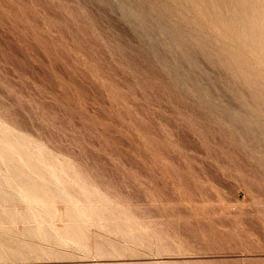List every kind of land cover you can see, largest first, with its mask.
I'll return each mask as SVG.
<instances>
[{"label":"rangeland","instance_id":"obj_1","mask_svg":"<svg viewBox=\"0 0 264 264\" xmlns=\"http://www.w3.org/2000/svg\"><path fill=\"white\" fill-rule=\"evenodd\" d=\"M155 1L0 0V124L2 123L4 127L6 126L4 124H8L7 128L11 126V132H14V128L19 134L28 135V137L22 135L26 139L30 136L32 139H29L33 143L42 142L43 147L46 146L45 149H49V153L46 152L48 155L50 154L47 156L48 162L50 159V164L54 165L53 161H56L55 164H57V161L62 158L61 160H65L64 162L70 168L78 166L76 169L80 168L79 172H83L89 178L90 181H87L88 179L83 176L87 183L91 185L94 183L93 185L98 186L103 193L109 194L107 196L112 202L118 201L119 205H123L122 207L129 208L130 214L133 213V217L136 215V222L139 221L140 224L143 221L141 229L146 231L138 229L140 228L139 224V227L134 226L137 223L131 224L135 221L128 222L130 225L123 223V221L127 223L126 219L131 215L125 216V218L122 213L120 214L122 216L119 217H124L125 220L121 218L123 224H117V227L114 223L113 228L119 230L125 228L126 230L128 226L137 227L134 230L131 227L132 233L130 234H134L138 238L140 236L141 239L144 238V241L150 240L154 246L157 243H162L168 248L164 250H159L156 247H147L148 249H146L145 246L142 248L137 246V248L134 243L138 238L133 240L127 232L121 230L119 234V230L114 231L113 228V230L108 228L109 232L104 231V233L103 225L106 224L101 223L104 227L102 228L101 224L98 225L92 221L93 227L90 226L92 223L88 225V230L89 226L91 230L88 233L91 234L85 236L88 238V242L84 239L88 249L87 247L78 249L76 247L80 245L78 243L76 246L73 245L72 243L76 241L73 238H69L70 241L65 242L54 237H44L42 230L47 228L48 221H41L39 219L41 217L38 218L39 220L31 217V219L35 218V220L32 219L33 221L26 218L28 219L26 221V211L24 210L27 209L26 203L16 199L15 202H9L11 204L0 203V206L3 204V207L12 208L11 213H13L9 214L10 216L5 214L7 217L3 219L5 213L3 212L0 217L3 219L0 220L2 221L0 225L4 227H0L1 233L7 240H1L0 264H142V262L143 264H145L144 262L146 264H161L162 262L165 264L164 261L171 264H185L186 262L190 264H264V102H262L264 97L261 101L259 100L264 93L262 94V91L259 90L260 85H263L260 81L261 77L257 80L253 73L255 71L258 75L260 72L259 76H263L264 57H262V53L264 54V52L261 51L264 47H261L260 43L255 45L253 42L252 44L251 37L247 33V36L244 35L247 31H243L241 24L242 20L246 19L245 15L247 16L250 12L251 16H248L253 17L252 14L261 9L259 13L262 15L264 0L262 3L259 1L261 4L254 0L255 4L259 3V9L254 8L256 5H253V1L251 4L249 0L244 3V5L248 3L247 6L238 5V7H235L237 6L235 4L240 2L242 5L244 0H236L238 3L234 0L235 4L231 1L229 3V0H221L225 3L215 0L217 4L220 3L218 5L212 0L216 6L221 4L226 6V3L235 5L234 9L233 5L231 7L222 5L225 9L221 6L220 10L215 6L216 11L210 0H203L204 3L201 0H198L200 2L194 0L199 8L202 7L201 10L195 9L194 5L196 4L192 0H164V3L167 4L171 1L170 5L165 4L167 9L164 7L163 1L159 0L158 4ZM172 1L174 2L172 3ZM178 1L180 2L178 3ZM183 1H188V3L185 2V4ZM190 1L193 4H190ZM150 2L154 5L152 6ZM202 3L204 5H201ZM249 3L253 6H251L253 10L258 9V11H251ZM130 4L136 8L130 7ZM140 4L141 7H139ZM142 4L148 7H144ZM160 4L164 9L159 6ZM187 4H190L191 9L193 7L194 13L193 9L187 10L189 8ZM209 4L212 6L209 7ZM181 5L187 8L185 9L187 12L184 11V7L182 8L185 15L180 8ZM241 7L248 13L243 12ZM156 8L158 11L160 10V13H157ZM204 8H206L205 11L202 10ZM208 8L209 10L212 8L213 12L212 10L208 11ZM226 8L229 13L230 10L236 11L237 8V13L242 12V15L239 14L242 19L237 18L238 14L234 16L236 14L234 11H231V13H235L232 14L234 18H230L231 15ZM168 9H172L174 12V14L172 10V14L168 12L169 17L182 11L181 15L177 13L181 17L175 15L174 20L170 19L167 17ZM222 9L226 10L227 14L224 11L223 13ZM150 10L152 13L155 11V14H150ZM163 10H166V14ZM196 10L201 11V14L198 12V15H195ZM217 10L221 11L219 15L224 14L228 20L233 19L234 21L237 18L234 24L233 21L228 24L230 21L227 20L228 23L225 25L226 18L218 16ZM214 11L216 14L213 16ZM209 12H212L211 16ZM141 14L142 16H140ZM155 15L160 17L157 19ZM165 15L167 16L165 17ZM255 15L258 16V13ZM184 16L189 19L192 16L197 17L196 20H199L201 25L192 17L191 20L195 22L190 20L191 28L194 27V23L198 28H193L191 33L190 24H187L189 19L186 18L188 22L185 23ZM136 17L140 19L138 18V20ZM148 17H152V19ZM163 17L165 19H161ZM176 17L178 19H175ZM149 19L151 23L148 22ZM153 19L154 21L156 19L159 25H155L157 23L154 24ZM159 19L163 20V26ZM248 19L247 17L246 20ZM178 20L179 22L183 20L180 26L178 25L180 23H177ZM210 20L213 23H210ZM214 20L219 21L218 26H214L217 24ZM223 20L222 24L225 27L219 25ZM174 22L180 27L176 26L179 29L173 28L176 25ZM144 23L147 24L144 25ZM166 23L168 25H164ZM232 24L238 27V30L241 26L239 32L240 37L245 36L243 37L244 41L238 35L234 37L236 36L233 29L235 27ZM172 25L174 26L170 31ZM202 25H204L203 28ZM156 26H158L157 31ZM161 26L164 27L163 30ZM212 26L214 27L212 28ZM227 26L230 28L228 29ZM167 27L170 30H167ZM199 28L203 31L198 30ZM214 28L217 31L213 32ZM217 28H221L220 31ZM222 29L224 31H221ZM227 29L231 30V36L230 33H227L229 32L226 31ZM151 31L153 32L151 33ZM168 31L175 37V33H178L179 39L174 37V40L181 42L182 39H185L184 43L181 42L183 46L179 42L177 44L181 45V52V47L176 45L177 41L173 42L172 36L167 34ZM221 32L227 35L225 36ZM235 32L239 34L237 30ZM213 33H219L218 39ZM192 34L194 35L192 38L196 39L198 36L202 38L204 35L203 38L206 40L200 38L201 42L195 39V47L189 49V46H193L191 44L195 42L191 38L189 39ZM196 34H198L197 37H195ZM167 35L171 38H168ZM210 36H214L218 41L222 40V43L213 40L214 38L212 39ZM219 36L221 37L219 38ZM247 37L250 38L251 43ZM209 38L213 40L214 44L210 40L207 41ZM224 38L230 40L232 44L230 42L228 44V41H226L227 44H223ZM237 38L241 39L243 43L236 40ZM245 38L248 39V42H245ZM166 41L170 42L172 46L169 43L167 47ZM186 41L192 43L188 42V44ZM203 41L205 42L203 43ZM198 42L202 43L201 46L205 44V47H200ZM218 43L219 45H217ZM215 44L221 48L220 51L218 48L217 52L213 49L217 47ZM230 44L233 47H230ZM234 44L237 46L245 44L247 49L255 45L252 49L253 51L256 49L254 54L257 58L250 50L248 59L247 52H245L247 49L243 47L240 51L241 47L238 46L237 49ZM221 45L223 47L226 45L225 48L230 47L229 49L224 48L227 53L230 52V55L236 52L233 55L235 57L228 58L229 53H222L224 50L223 47H219ZM175 46L176 49H174ZM171 47L175 51L178 48L177 52L181 54L168 49ZM196 48H200L201 51ZM184 49L185 51H183ZM189 50L190 52L197 50L199 53L191 52L192 54L196 53L194 54L196 57L193 55L192 59V55L190 57L187 53ZM202 51L212 52H208L209 56H206ZM260 52L262 58L258 56ZM209 53L214 56L212 57ZM217 53H221V56ZM244 53L246 56L242 58ZM236 54L238 57L242 55L239 59L242 58L244 61L238 59L240 64L236 61L238 58ZM186 55H189V58ZM220 57L226 58L227 62ZM190 58L193 61L187 60ZM194 58L198 60L194 61ZM254 58L257 61L260 59V64H256L252 60ZM184 59L187 60L186 63ZM229 59L235 60L234 64H239L240 71L237 70L236 66L238 65H234L233 61L228 63ZM174 60L175 63H173ZM219 60L229 64L225 63L228 67L231 64V73L233 70L242 73V67L246 78L243 74L245 79L242 78L243 76L237 71L233 72L231 76L229 68L224 67V63H220ZM249 63L260 66L263 70L256 72L259 67L257 68L255 65H251L252 69H249L250 66H246L250 65ZM252 66H255L257 70L256 68L254 70ZM246 68L252 70H248L252 74L247 73ZM248 74L253 75V77L250 76L252 82L256 79L255 83L260 84H257V88H253L256 87L253 86L254 83L250 85L252 82L249 83ZM235 75L241 83L237 78H233ZM257 75L256 77H258ZM243 80L248 84L244 83V86ZM194 84L196 88H194ZM249 86L250 89L253 86L252 90H249ZM261 88L263 89V87ZM256 91H258L257 94H255ZM258 93H261L262 96ZM248 98L250 99L248 100ZM230 111L234 112L233 116L231 113L229 114ZM252 111H254V115ZM259 112L263 114L261 115ZM241 113L247 120L250 119L251 125L255 123L257 125L248 124ZM241 116H243L242 119ZM249 116L257 117L252 121V118H248ZM231 117L234 118L231 119ZM256 119L259 122L254 121ZM14 133L19 135L16 131ZM6 134L0 133L1 136ZM50 152L54 156L51 157ZM67 159L71 162L67 163ZM73 161L77 163V166ZM1 164L3 166V162ZM4 166H6L5 163ZM4 166L3 168H6ZM73 171L77 172L74 169ZM83 174L81 173V176ZM14 179L16 180V178ZM15 180L13 181L15 183L11 181V183L9 182L10 186L5 187L7 188L6 192L8 190L14 194V191H18L16 188L22 186L18 180ZM10 188L12 189L10 190ZM1 200L3 201L0 198ZM18 204H25L26 208L22 205L18 206ZM63 204L64 201H61V205L57 202L60 212L66 210V206H64L66 204ZM11 205L15 207L13 208ZM9 209L5 210L10 211ZM0 211L2 213L3 208H0ZM20 211H25L22 213H25L24 218ZM17 214L19 215L17 216ZM12 215L13 219H11ZM19 216H21L20 219H18ZM65 216L66 214L59 215L57 217L59 220L56 218L53 225L63 228L69 219V217L66 219ZM131 217L129 218L131 219ZM31 226L44 227L40 229L41 236L29 234L31 232L29 230L33 228ZM24 228L25 230H23ZM23 231L24 233H21ZM26 231L27 233H25ZM47 231L48 228L45 233ZM134 231L137 235L143 231L142 236L140 234L137 236L133 233ZM114 232L116 233L114 234ZM15 233H18L19 237ZM2 235H0V239ZM10 241L12 242L9 243ZM23 241L25 243L27 241V246ZM111 241L123 242L125 250L109 249L111 251L109 254L110 251L99 249V253L95 249L98 243L100 245L103 242L111 243ZM3 242L9 246L12 244L9 248L16 247L7 250L8 246L6 247ZM18 243H22L21 246ZM32 244H35L37 249L43 246L44 250H42L43 247L42 249L40 247L36 251ZM2 245L6 249H3ZM133 247H136L135 250ZM19 248L20 250H18Z\"/></svg>","mask_w":264,"mask_h":264},{"label":"bare ground","instance_id":"obj_2","mask_svg":"<svg viewBox=\"0 0 264 264\" xmlns=\"http://www.w3.org/2000/svg\"><path fill=\"white\" fill-rule=\"evenodd\" d=\"M119 1H121V0H119ZM128 1H130V0H128ZM157 1V2H156ZM155 2H156V4H158V1L159 0H156ZM164 5L165 4H167L166 2L164 3V0H160ZM159 1V2H160ZM169 1V0H168ZM175 1H177V0H175ZM189 1V0H188ZM188 1H183L184 3L185 2H187L188 3ZM194 3H195V1L194 0H192ZM196 1H198V0H196ZM202 2H203V0H201ZM217 2L219 1V0H216ZM216 1L214 0V2H215V4H217L216 3ZM221 1V0H220ZM225 1V0H224ZM224 1H221V2H224ZM230 1L231 2H233L234 4H235V2H234V0L232 1V0H229V3H230ZM236 1V0H235ZM239 1V0H238ZM251 1H253L254 2V8H258L259 9V7H260V5H259V3L261 2L262 3V0H257V2H259L258 3V5H259V7H258V5L257 4H255V1L254 0H249V2H251ZM123 2V1H122ZM121 2V3H122ZM133 2V1H132ZM132 2H129V3H132ZM171 2V1H170ZM170 2H168V4L170 3ZM174 1H172V3H173ZM180 1H178V3H179ZM191 2V1H190ZM198 2H200V1H198ZM212 2V3H211ZM228 2V1H227ZM245 2H248L247 0L245 1L244 0V2H242L243 4L241 5L240 4V2H239V4H235V5H237V6H235V5H233L232 3V5H233V9L235 8V7H238V5L239 6H245L246 4L248 5V3H246L245 5H244V3ZM264 2V1H263ZM142 3H144V2H142ZM151 4H152V2H150ZM149 3V4H150ZM161 3V4H162ZM204 3V2H203ZM201 4V5H204V4ZM206 3H207V1H206ZM210 3L213 5L214 3H213V1L212 0H210ZM225 3V2H224ZM229 3L227 4L226 3V6H225V4L223 5V4H221L220 6H216L215 4H214V6H212V5H210L209 4V7L210 6H212L213 8L216 6V7H218L219 8V10L221 9L220 7L223 5V6H225V7H227V5H229ZM236 3H238L237 1H236ZM260 3V4H261ZM124 4V3H123ZM135 4V3H134ZM134 4H132V5H134ZM136 4H138V3H136ZM135 4V5H136ZM148 4V5H149ZM151 4H150V6H151ZM161 4L159 5V6H161ZM167 4V5H168ZM171 4V3H170ZM169 4V5H170ZM186 4V3H185ZM184 4V5H185ZM190 4H193L192 2L190 3ZM190 4H187V5H189V8L191 7L190 6ZM196 4V3H195ZM218 4H220V3H218ZM217 4V5H218ZM250 4V3H249ZM251 4H252V2H251ZM250 4V6H249V9H251V11L253 10L252 8H251V5ZM128 5V4H127ZM143 5V4H142ZM147 5V4H146ZM154 4H152V6H153ZM174 5H175V3H174ZM232 5H229L230 7L232 6ZM246 5V6H247ZM123 6V5H122ZM144 7H148V6H145V5H143ZM142 6V7H143ZM152 6H151V9H152ZM156 6V5H155ZM158 6V5H157ZM156 6V7H157ZM163 6V5H162ZM161 6V7H162ZM178 6V5H177ZM180 6V5H179ZM193 6V5H192ZM194 6H196V8L195 9H199V10H201V8L202 7H198V4H196V5H194ZM222 6V7H223ZM235 6V7H234ZM262 6V5H261ZM124 7H126V5L124 4ZM123 7V8H124ZM130 7H135V6H131V4H130ZM139 7H141V4H140V6ZM165 8H166V5L164 6ZM164 7H162L163 9H164ZM184 7V11L185 12H187V10H192L193 9V7H192V9L190 8H185V6H183ZM182 5H181V10H182ZM188 7V6H187ZM198 7V8H197ZM253 7V6H252ZM128 8V7H127ZM136 8V7H135ZM150 8V7H149ZM179 8V7H178ZM246 8V7H245ZM125 9V8H124ZM130 9V8H129ZM155 9V8H154ZM167 9V8H166ZM173 10L175 9V8H172ZM172 9H168L169 11H167V13L168 12H170V14H172L171 13V10ZM177 9V8H176ZM185 9H187V10H185ZM205 9L206 8H204V9H202L203 11H205ZM215 9V11H216V9L217 8H214ZM223 9H225L224 7H223ZM221 10L222 12L224 11V10ZM228 9H230V8H228ZM230 10V13H229V11L227 10V8H226V10L228 11V13L231 15V17L230 18H232L233 17V13L234 12H236V14L234 15V16H236L237 14V18L238 17H240V19H242V17H241V15H242V12L241 13H237V8H236V11L235 10ZM242 9H244V8H242L241 7V10ZM248 9V10H249ZM258 9L256 10V9H254L253 10V12H255V11H258ZM132 10V9H131ZM173 10H172V12H173ZM178 10V9H177ZM199 10L197 11L196 10V14L195 15H198V12H199ZM210 10H212V12H213V9L212 8H210ZM209 10V8H208V11H210ZM224 11V12H226V14H227V11ZM240 10V8H239V11H241ZM127 11V10H126ZM134 11V10H133ZM133 11H131V12H133ZM147 11V10H146ZM148 11H149V9H148ZM147 11V12H148ZM151 11V10H150ZM156 11H158L157 10V8H156ZM164 11V10H163ZM166 11V10H165ZM165 11H164V13H165ZM183 11V10H182ZM182 11H181V13H182ZM184 11H183V15H185V13H184ZM208 11H206L207 12V14H208ZM215 11H214V13H212V12H209L210 13V16H211V13L213 14V16L216 14L215 13ZM221 11H219L220 13H221ZM231 11H234V12H232L231 13ZM243 12L245 11V12H247L248 13V11L245 9V10H242ZM263 11V10H262ZM175 12H176V10H175ZM179 12H180V10H179ZM189 12V11H188ZM206 12H205V14H206ZM217 12H218V10H217ZM218 12V16H221V15H219L220 13ZM223 12V13H224ZM250 12V11H249ZM259 12H261V9L257 12L258 13V16L260 15V17H258L257 15H255L254 16V14H257L256 12L255 13H253L252 15H253V17H249V16H251V15H245V18L247 19V17L249 18L248 20H246L245 18V20H242L243 21V23H241L242 24V29H243V31H247V32H245L244 33V35H246V33L249 35V37H251V39H252V44H253V42H255L254 44L256 45L257 43H260L262 46L261 47H264V12L262 13V15H261V13H259ZM150 14L152 13V11L151 12H149ZM148 13V14H149ZM157 13H160V10L157 12ZM156 13V14H157ZM161 13H162V10H161ZM178 13V12H177ZM177 13H175V15L176 16H178V17H181V16H179V15H177ZM181 13H178V14H180L181 15ZM193 13H194V9H193ZM128 14V13H127ZM146 14V13H145ZM152 14H155V11H154V13H152ZM166 14V13H165ZM173 14H174V12H173ZM199 14H201V11L199 12ZM203 15H205L204 13H202ZM225 14V15H226ZM228 14V15H229ZM239 14H241V15H239ZM245 14V13H244ZM147 15V14H146ZM145 15V16H146ZM175 15H173V17H172V15H170V17H169V13H168V16L167 15H165V17L167 16V17H169L170 19L172 18H174L175 17ZM192 15V14H191ZM227 15V16H228ZM139 16V15H138ZM140 16H142V14L140 15ZM144 16V17H145ZM151 16V15H150ZM153 16V15H152ZM156 16V15H155ZM154 16V17H155ZM163 16V15H162ZM187 16V15H186ZM188 16H190V15H188ZM187 16V17H188ZM199 16H202V15H199ZM199 16H198V19H200L199 18ZM217 16V15H216ZM160 16L158 15V17L156 16V18L158 19ZM183 17V16H182ZM185 17V16H184ZM187 17H185V19L187 18ZM193 17V19L195 20V21H197L196 20V18H194V16H192ZM192 17H190L191 19H192ZM203 17V16H202ZM209 17V16H208ZM221 17H223V19H224V17L226 18L225 20L227 21L228 19H227V17L226 16H224V14H222V16ZM220 17V19L222 20V18ZM244 17V16H243ZM137 18V17H136ZM139 18V17H138ZM137 18V19H138ZM146 18V17H145ZM144 18V19H145ZM148 18H150V17H148ZM210 18H215V17H210ZM217 18V17H216ZM234 18V17H233ZM236 18V19H237ZM140 19V18H139ZM138 19V20H139ZM147 19V18H146ZM150 19H152V17L150 18ZM150 19L148 20V22H150ZM161 19H165L164 17L163 18H161ZM167 20H168V18H166ZM175 19H178L177 17L175 18ZM180 20H181V18H179ZM183 20H184V18H182ZM187 19H189V18H187ZM187 19L185 20V23H187L188 21H189V23H187V24H190V28L189 29H191V33H192V29L193 28H195V27H197V26H195L196 25V23H194L195 25H194V27L193 28H191V22H195V21H192L191 19H189L188 21H187ZM205 19H207L206 17H205ZM220 19H218V20H220ZM235 19V20H236ZM239 19V18H238ZM141 20H142V18H141ZM140 20V21H141ZM174 20V19H173ZM173 20H171V21H173ZM182 20V21H183ZM190 20H191V22H190ZM202 20V19H201ZM204 20V19H203ZM217 20V19H216ZM216 20H214L217 24H214V26L215 25H217L218 26V22L216 21ZM220 20V21H221ZM234 20V21H235ZM144 21V20H143ZM157 20L155 19V21H154V19H153V23L155 24V22H156ZM159 21H160V19H159ZM176 21V20H175ZM182 21H180L179 22V20H178V22L177 23H180V24H178L179 26L182 24L181 22ZM199 21V20H198ZM197 21V22H198ZM207 21V20H206ZM225 21V22H226ZM228 21H230V23H228ZM226 23H225V25L228 23V24H231V22L233 21V19L231 20H228ZM234 21H233V24H234ZM239 21V20H238ZM142 22V21H141ZM161 22V24L162 23H164L163 22V20L162 21H160ZM168 22H169V20H168ZM212 21L210 20V23H211ZM214 22V23H215ZM151 23V22H150ZM150 23H149V25H150ZM157 23V22H156ZM175 23V22H174ZM177 23H175L176 25H175V27H173L174 25H172L171 26V30H170V28H168L167 27V30H170V31H172V27L173 28H177L176 26H178L177 25ZM199 23V22H198ZM197 23V24H198ZM204 24H205V22H203ZM209 23V22H208ZM209 23V24H210ZM213 23V22H212ZM222 23H224V20H223V22H221V24L219 23V25H223ZM240 23V22H239ZM143 24V23H142ZM147 24V23H146ZM145 23H144V25H146ZM153 24V25H154ZM173 24V23H172ZM184 24V23H183ZM209 24H208V26H209ZM232 24V25H233ZM236 24V23H235ZM152 25V24H151ZM155 25H159V23H157V24H155ZM154 25V26H155ZM164 25H168L167 23L166 24H164ZM199 25H201L200 23H199ZM198 25V26H199ZM206 25V24H205ZM210 25H212V24H210ZM162 26H163V24H162ZM161 26V27H162ZM178 26V27H179ZM203 26L204 25H202V28H203ZM214 26H212V28L214 27ZM216 26V27H217ZM228 26H230V25H228ZM227 26V27H228ZM234 26V25H233ZM233 26H231V27H233ZM157 27V29H156V31L158 30V26H156ZM169 27H170V25H169ZM183 27H186V26H183ZM221 27V26H220ZM223 27H225L224 25H223ZM235 27V26H234ZM146 28V27H145ZM160 28V27H159ZM163 28L164 27H162V30H163ZM180 28V27H179ZM179 28H177V29H179ZM198 28V27H197ZM196 28V29H197ZM208 28V27H207ZM222 28V27H221ZM220 28V29H221ZM230 27H228V29H229ZM161 29V28H160ZM189 29H187V30H189ZM196 29H194L195 31H198V30H202V29H198V30H196ZM216 28H214V31L213 32H215V31H217V30H215ZM218 29V28H217ZM220 29H218L219 31H220ZM226 29V28H225ZM226 30V31H229V30ZM234 29V33H235V35L236 36H234L233 34H232V37L234 36V37H237V35L239 36V38H241V39H243V37H245L243 34H241V35H243V37L241 36L240 37V30H241V26H240V28H239V30H238V27H235V28H233ZM233 29L231 28V30H232V32H233ZM239 32V34H237L235 31L236 30ZM161 30V31H162ZM167 30L166 29H164V31H166L167 32ZM173 30H175V29H173ZM210 30V29H209ZM208 30V31H209ZM213 30V29H212ZM231 30L229 31V32H227L228 34L231 32ZM155 31V30H154ZM160 31V32H161ZM164 31H162V32H164ZM170 31H168V33L167 34H170L169 32ZM186 31V30H185ZM184 31V33H186ZM203 31V30H202ZM207 31V30H206ZM207 31V32H208ZM221 31H224L223 29L221 30ZM153 31H151V33H152ZM187 32H189V31H187ZM205 32V31H204ZM150 33V32H149ZM158 33H159V31H158ZM165 33V32H164ZM173 33V32H172ZM196 33V32H195ZM198 33V32H197ZM199 33H201V32H199ZM209 33H211L210 31H209ZM220 33V32H219ZM219 33L217 34V33H213L214 35H215V38H216V36L217 35H219ZM222 33V32H221ZM260 33V34H259ZM163 34V33H162ZM190 34V33H189ZM207 34V33H206ZM205 34V35H206ZM213 34H211V35H213ZM222 34H224L225 36L227 35V34H225L224 32L222 33ZM151 35V34H150ZM153 35V34H152ZM161 35V34H160ZM171 35V34H170ZM175 35H176V37L174 36V34L173 35H171L172 36V38H173V42H175V41H177L176 39L174 40V37L175 38H178L179 39V36H178V33L176 34L175 33ZM181 35V34H180ZM185 35V34H184ZM197 35L198 34H196V36L195 37H197ZM221 35V34H220ZM156 36H159V35H156ZM168 36V35H167ZM178 36V37H177ZM187 36V35H186ZM188 36H190V35H188ZM192 36L194 37V35L192 34L191 35V37H189V39L191 38V40H194L195 42H194V44H191V45H193V46H189L190 48L189 49H191V47H192V49H193V47H195L194 45L196 44V40L198 39V41L200 40V38H201V36L199 37L198 36V38L196 39V38H192ZM230 36H231V33H230ZM247 36V35H246ZM161 37V36H160ZM163 37V36H162ZM164 37H166L165 35H164ZM182 37V36H181ZM204 37V35H202V38L201 39H204L203 38ZM206 37V36H205ZM210 37H212V36H210ZM221 36H219V38H220ZM228 37V36H227ZM249 37H247V38H245V42L248 40L249 42H250V38ZM168 38H171V37H169L168 36ZM168 38H167V40H168ZM183 38H186V37H183ZM206 38H208V36L206 37ZM214 38V36L212 37V39ZM213 39V40H216V41H218L217 39H218V36H217V39ZM226 38V37H225ZM224 38V41H223V44H225L226 43V41H228V39H225ZM155 39H157L156 37H155ZM196 39V40H195ZM222 39V38H221ZM230 39H231V37H230ZM233 39V38H232ZM241 39H236V40H239V41H241ZM161 40V39H160ZM163 40V39H162ZM161 40V41H162ZM165 40H166V38H165ZM181 40V39H180ZM185 39H182L181 40V42H183ZM186 40H188V38H186ZM190 40V41H191ZM204 40H206V39H204ZM208 40H210V38L209 39H207V41ZM213 40H210L211 42H213ZM235 40V39H234ZM235 40V42H233V43H235V44H237V41ZM157 41V40H156ZM164 41V40H163ZM169 41H170V39H169ZM172 41V40H171ZM201 41V40H200ZM233 41V40H232ZM243 41H244V39H243ZM247 41V42H248ZM159 42V41H158ZM168 41H166V46H167V44L169 45V43L170 42H168ZM179 41H177V43H176V45L177 44H181V42H179ZM189 41H186V43H188ZM202 42V41H201ZM205 41H203V43H204ZM209 42V41H208ZM218 42H221L222 43V40L221 41H218ZM229 42L231 43V41L229 40L228 41V44H229ZM242 42V41H241ZM240 42V43H241ZM184 43V42H183ZM182 43V44H183ZM185 43V44H186ZM189 43H192V42H189ZM188 43V44H189ZM198 43H200V42H198ZM207 43V42H206ZM215 43H217V42H215ZM243 43V42H242ZM251 43V42H250ZM171 44V43H170ZM181 44V45H182ZM201 44L202 43H200V47H202L203 48V46L205 45V44H203V46H201ZM208 44V43H207ZM211 44V43H210ZM213 44H214V42H213ZM222 44V45H223ZM227 44V43H226ZM232 44V43H231ZM229 45L230 47H233L232 45ZM234 44V45H235ZM246 44V43H245ZM245 44H244V46H240V44L238 45V46H240L241 48H239L237 45H235V46H237V47H235V48H239V50L241 49H243V47L245 48V49H247L246 48V46H245ZM259 44V45H260ZM175 44L173 43V46H174ZM181 45L179 46V45H177L178 47H181ZM198 45V44H197ZM217 45H219V43L217 44ZM216 44H215V46H217ZM219 46V47H223V46ZM248 45H249V43H248ZM254 45V46H255ZM170 46H172V44L170 45ZM183 46V45H182ZM199 46V45H198ZM206 46H208V45H206ZM249 46H251V45H249ZM254 46H252V47H254ZM258 46V45H257ZM168 47V46H167ZM166 47V48H167ZM205 47V46H204ZM225 47H226V45H225ZM225 47H223L222 49L224 50V48ZM230 47H228V48H225V49H229ZM252 47L250 48V49H247V50H249V51H245V50H243V51H245V52H247V57H248V52H250V50H252L251 52H253V54H254V52L256 51V49H255V51H253V49H252ZM208 48H209V46H208ZM211 48H213V47H211ZM218 48V46L216 47V48H213L216 52H217V49ZM249 48V47H248ZM258 48L261 50V48H260V46H258ZM258 48H257V50H258ZM168 49H170V50H174V49H176V46H175V48L173 49L172 47L171 48H168ZM186 49V48H185ZM185 49L183 50V51H185ZM188 49V48H187ZM186 49V50H187ZM196 49H200V48H196ZM219 49V51H220V49L221 48H218ZM232 49V48H231ZM236 49V50H237ZM263 49V48H262ZM181 50H182V47H181V49H180V52H181ZM203 50V49H202ZM205 50V49H204ZM208 50V49H207ZM213 50V51H214ZM235 50V51H236ZM239 50H237L238 51V53H240L239 52ZM240 50V51H241ZM264 50V49H263ZM261 51V52H264V51ZM175 51V50H174ZM177 51H178V48H177ZM177 51H175V52H177ZM197 50H192L191 52L193 53V52H196ZM199 51H201V49L199 50ZM222 51V50H221ZM228 51V50H227ZM233 51H234V48H233ZM259 51V50H258ZM178 53L179 55L181 54V53ZM190 52V50H189V52H187L189 55H190V57H191V55H192V59H193V57L195 56L194 54H196V53H194V54H192ZM198 52V51H197ZM202 52H205V51H202ZM207 52V53H206ZM205 52V54H206V56H209L208 55V52H212V51H206ZM226 52V50H224V52L222 51V53H225ZM250 52V53H251ZM261 52L258 54V56L260 57V58H262V57H264L263 55V53H262V57L260 56L261 55ZM172 53H174V52H172ZM199 53V52H198ZM209 53V54H210ZM229 53V55H227L228 56V58L231 56H233L236 52H234V54L232 53V55H230V52H228ZM227 52H226V54H228ZM242 53V52H241ZM256 53V52H255ZM183 54V53H182ZM200 54H203V55H205L204 53H201L200 52ZM217 54H219V53H217ZM221 54V53H220ZM219 54V55H220ZM225 54V55H226ZM189 55H186V56H188V58H189ZM194 55V56H193ZM210 55H212V57L214 56L213 54H210ZM215 55H216V53H215ZM219 55H218V57H219ZM238 54H236V56H237ZM240 55V54H239ZM243 55V56H242ZM242 55H240L239 57H241L242 56V58H244V56H246L245 55V53L244 54H242ZM185 56V57H186ZM221 56V55H220ZM253 56V55H252ZM251 56V57H252ZM254 56L256 57V55L254 54ZM196 57V56H195ZM223 57H224V55H223ZM230 57V58H231ZM233 57H235V56H233ZM238 57V56H237ZM239 57L236 59V61L237 62H239V64H240V61H238V59H239ZM250 57V58H251ZM187 59L188 61L190 60V61H193L192 59ZM198 58V57H197ZM197 58H194L195 60L194 61H196V59ZM215 58H217L216 56H215ZM222 57H220V59H221ZM227 58V59H228ZM239 59V60H243V59ZM257 58V57H256ZM211 59V58H210ZM217 59H219V58H217ZM217 59H216V61H217ZM226 60V58H222V60ZM234 59V58H233ZM231 60V59H229L228 61V63H231L232 61H233V64H234V61L235 60ZM248 59H249V57H248ZM264 59V58H263ZM262 59V60H263ZM187 60H185L184 59V62L186 63V61ZM198 60V59H197ZM213 60V59H212ZM215 60V59H214ZM252 60H254V62L257 64V63H259L260 64V59L257 61V60H255V58L254 59H252ZM171 61V60H170ZM220 61V60H219ZM219 61H218V63H219ZM231 61V62H230ZM235 61V62H236ZM244 61V60H243ZM243 61L241 62L242 64H243ZM246 61H247V59H246ZM251 61V60H250ZM250 61H248V62H250ZM257 61V62H256ZM264 61V60H263ZM169 62V61H168ZM226 62H227V60H226ZM225 62V63H226ZM173 63H175V60H174V62ZM177 63V62H176ZM220 63H224V62H222V61H220ZM225 63L223 64V66L225 67V66H227V65H229V64H227V65H225ZM245 63V62H244ZM251 63H253V62H251ZM251 63H249L250 65H246L247 67H249V69L251 68V65H255V64H251ZM178 64H180V63H178ZM177 64V65H178ZM197 64V63H196ZM239 64H237V63H235L234 65H238V66H236L237 67V70H239L240 71V69L238 68L239 67ZM241 64V65H242ZM258 64V65H259ZM174 65V64H173ZM176 65V66H177ZM195 65V64H194ZM170 66V65H169ZM179 66V65H178ZM230 66H231V64H230ZM228 67L229 69V72L231 73V70H230V68L231 67ZM244 66V65H243ZM259 67V70H257V68ZM253 68H254V70H255V68H256V72H259V71H262L263 69L262 68H260V66H257V65H255ZM264 65H262V67H263ZM173 67V66H172ZM180 67H181V65H180ZM241 67V66H240ZM232 68L234 69V67H233V65H232ZM245 69V68H244ZM247 69V68H246ZM249 69H247V70H245V71H248ZM252 69V68H251ZM204 70V69H203ZM228 70H226V71H228ZM236 70V71H237ZM235 71V72H236ZM249 71H252V70H249ZM249 71L247 72V73H249ZM264 71V70H263ZM234 72V70L232 71V73ZM234 72V73H235ZM241 72L242 73H240V72H238L237 71V73L239 74H243L244 72H243V70H242V67H241ZM230 73H228V74H230ZM230 74L231 76L233 75V74ZM237 73H236V75H237ZM255 75H254V77L257 79V80H259L260 79V77H261V79H260V81H262V84L263 85H260L258 82H257V84H259L261 87H263V89L261 88V87H259V90L260 91H262V94L264 93V83H263V76H264V73H262L263 74V76H259V74H260V72L258 73V75H257V73H255V71L253 72ZM249 74H252L251 72L249 73ZM248 74V76H247V79L249 80V83H251L252 82V80H251V77L250 76H252L253 77V75H249ZM236 75H235V77H233V78H237L236 77ZM240 75V76H241ZM243 75H245V74H243ZM242 75V76H243ZM256 75L258 76V77H256ZM261 75V74H260ZM191 76V75H190ZM238 76V75H237ZM263 77V78H262ZM242 78H244V76L242 77ZM245 78H246V75H245ZM244 78V79H245ZM239 79L240 80H242L240 77H239ZM254 80L253 82H252V84H250V85H253V83H254V85L253 86H256V87H253L254 89L255 88H257L258 86H257V84L255 83V81H257V80ZM189 80V79H188ZM237 80H238V78H237ZM195 81V80H194ZM239 81V80H238ZM237 81V82H238ZM244 82H243V85H244V83L246 82L245 80H243ZM240 82V81H239ZM241 83V82H240ZM248 84V82L247 83H245V85H247ZM244 85V86H245ZM194 86V88H196L195 86V84L193 85ZM198 87V86H197ZM252 87H251V89H250V86L248 87L249 88V90H252ZM244 88H246V87H244ZM254 89H253V91H254ZM262 89V90H261ZM257 90V89H256ZM253 91H251V92H253ZM259 91V92H260ZM250 92V93H251ZM257 92L258 91H256V93L255 94H257ZM208 94V93H207ZM252 94H254V93H252ZM254 94V95H255ZM261 95L262 96V94L261 93H258V95ZM257 95V96H258ZM256 96V97H257ZM251 97H253L252 95H251ZM256 97H254V99L256 98ZM264 97V94H263V96L261 97V99H259L260 101L262 100V98ZM215 98V97H214ZM241 98V97H240ZM259 98V97H258ZM250 98H248V100H249ZM257 99V98H256ZM258 100V101H259ZM209 101V100H208ZM256 101V100H255ZM259 101V102H260ZM258 102V103H259ZM262 102H264V101H262ZM222 106V105H221ZM243 107V106H242ZM219 108V107H218ZM248 108V107H247ZM238 110V109H237ZM258 110V109H257ZM257 110H254L255 112L257 111ZM250 111V110H249ZM254 111H252V114L254 113ZM258 111H260V109L258 110ZM239 112V111H238ZM241 112V111H240ZM262 112V111H261ZM232 114V116H233V113H232V111H230L229 112V114ZM237 113V112H236ZM235 113V114H236ZM260 113V112H259ZM242 114V113H241ZM250 114V113H249ZM261 115L263 114V113H260ZM243 115V114H242ZM254 115V114H253ZM252 115V116H253ZM257 116H258V113L256 114ZM231 116V115H230ZM239 116V115H238ZM244 116V115H243ZM243 116H241V119L243 118ZM256 116V117H257ZM263 116H264V114H263ZM236 117V116H235ZM255 117V118H256ZM230 118V117H229ZM234 118V117H233ZM232 117H231V119H233ZM238 118H240V117H238ZM244 118H245V116H244ZM248 118H252V117H248ZM254 118V117H253ZM253 118H252V121H253ZM254 118V119H255ZM231 119H229V120H231ZM237 119V118H236ZM235 119V120H236ZM246 119V118H245ZM258 119V118H257ZM257 119L256 120H254V121H257ZM237 120H239V119H237ZM250 120V119H249ZM249 120H245V121H247V123L248 124H250V121ZM1 122V121H0ZM257 122H259V121H257ZM263 122V121H262ZM235 123V122H234ZM244 123V122H243ZM252 123V122H251ZM236 124V123H235ZM256 125H257V123H255ZM254 124V125H255ZM260 124H261V122H260ZM260 124H258V125H260ZM263 124V123H262ZM4 125H6L5 127L3 126V124L1 123L0 124V133L1 134H5V133H7L6 135H0L1 137H2V139L0 138V198L1 199H3V201L1 202L0 201V203H6V202H11V201H14V200H16V199H18V201H22V202H24V203H26V207H27V209H24L25 211H20L21 212V214L23 213V212H25L26 213V217H25V219L26 218H30L29 220H32V219H34L35 220V218H37L36 220H43V221H48V226H47V228H48V231H47V233H45V230L47 229L46 227H45V230H42V232L44 231V237L45 236H48V238L50 237H54L55 239H58V240H60V241H70V239L69 238H73V239H75L76 241H74L72 244L74 245L75 244V246H76V244L78 243L80 246L78 247V245H77V247L76 248H80L81 249V247H87V243L86 242H88V238H86L88 235H90L88 232L89 231H91L90 230V226L92 225V227H93V222H95V223H98V225L99 224H101V223H103L104 222V224H106V225H103V224H101L100 226H104L105 227V230H103V232L105 231H107V232H109L108 231V228H110V229H112L113 228V226H114V223L116 224V226L118 227V225L117 224H123V223H125V224H129L128 222H133V221H135V222H133V223H131V224H134V223H137L136 225L134 224V226H138V224H139V221L138 222H136V215L133 217L132 216V214H130V212H131V210L128 208L127 209V207L126 206H124V207H126V208H124V207H122L123 205H119V203L120 202H118V205L116 204L117 202H115V201H113L112 202V200H110V198L107 196V195H109L107 192H105V193H103L101 190H99V188H98V186L96 187V186H94L93 184L91 185V184H89V183H87V181H90L89 180V178L88 177H86L84 174H83V172H81L83 175L81 176V173L79 172V170H80V168H79V170L78 169H76L78 166H77V163H75L74 161V163L76 164V168L75 167H73L72 168V166H71V168L69 167V165L68 164H66L64 161H62L61 159H59V161H57V164H55L56 163V161H53L54 162V165L53 164H50L49 162H50V159H49V162H48V159H47V156H50V154L48 155L47 154V152L46 151H48V153H49V149H45L46 148V146H45V148L43 147V143L42 142H37V143H33L30 139H32L30 136H29V138H25L26 136L28 137V135H24V134H22V133H20L19 134V132L17 131V130H15L13 127V130H14V132L16 131L19 135V137L17 136V134H15L14 132H11L12 131V129H11V126L10 127H8L7 128V126H9L8 124H4ZM251 125V124H250ZM253 125V124H252ZM251 125V126H252ZM253 125V126H254ZM238 126V125H237ZM262 127V126H261ZM264 127V126H263ZM247 129H248V127H246ZM250 126H249V130H250ZM5 132V133H4ZM256 133V132H255ZM22 135H24L25 137H23ZM7 140L6 142L4 141V140ZM29 139V140H28ZM264 139V138H263ZM36 142V141H35ZM260 142H262L261 140H260ZM8 143V144H7ZM264 143V142H263ZM52 155H51V157L52 156H54L53 155V153L52 152H50ZM56 156V155H55ZM50 158V157H49ZM56 158V157H55ZM52 159V158H51ZM68 161H70L71 162V160H69V159H67V163H68ZM3 162V166H4V163H5V165L6 166H4V167H6V168H3V166H2V163ZM26 169H27V171H26ZM73 169L74 170H77V172L79 173H77V172H75V171H73ZM81 171V170H80ZM13 175H15V176H13ZM83 176H85L86 177V179H88L87 181L85 180V178H83ZM14 178H16V180L14 179ZM12 179H14L15 181H19V183H21L22 184V186H16V185H14V186H16L15 188L18 190V191H14V194L12 193H10V192H8V190H7V192H6V189L7 188H5V187H7V185L8 186H10L9 185V182L11 183V181H12ZM13 180V181H14ZM12 181V182H13ZM13 183H15V182H13ZM91 183V182H90ZM20 185V184H19ZM13 186V187H14ZM12 187V186H11ZM76 187H78V188H76ZM12 188H10V190H11ZM112 199H114V198H112ZM115 200V199H114ZM5 201V202H4ZM61 201H64V204H66V205H64V206H66V210L64 211H61L60 212V210H59V208L57 207V202H59L60 203V205H61ZM15 202V201H14ZM115 202V203H114ZM12 203V202H11ZM11 203H9V204H11ZM17 203V202H16ZM63 203V202H62ZM2 204V205H3ZM7 204V203H6ZM1 205V206H2ZM5 205V204H4ZM13 205H15V203H13ZM20 204H18V206H19ZM22 206H24L23 204H21ZM20 205V206H21ZM0 206V208L2 209L3 208V211H2V213H0V217L3 215V212H5L4 213V217H3V219L4 218H6L7 216H10L9 214H13V213H11L12 212V208H10V207H8V208H6L5 206L3 207H1ZM12 206V205H11ZM16 206H17V204H16ZM13 207V206H12ZM15 207V206H14ZM13 207V208H14ZM25 207V206H24ZM23 207V208H24ZM25 207V208H26ZM9 209L10 211H6L5 209ZM5 210V211H4ZM130 210V211H129ZM16 211V210H15ZM14 211V212H15ZM1 212V211H0ZM17 212V211H16ZM20 212H19V214H20ZM24 213V214H25ZM122 213V215H124V217L126 216V217H128V215H131V216H129V217H131V219H133V220H131L129 217H128V219H126V221H127V223L126 222H124L123 221V223H122V221H121V218H123L124 219V217H119V216H122V215H120ZM124 213V214H123ZM2 214V215H1ZM5 214L7 215V216H5ZM16 214V213H15ZM15 214H14V216H15ZM19 214H17V216L19 215ZM20 214V215H21ZM24 214H22L23 215V218H24ZM66 214V219H67V217H69V221L67 220V225H63V228H58V227H55V225H53L54 224V221H55V219L59 216V215H65ZM13 215L11 216V219H13L12 217H14ZM20 217L21 216H19V218L18 219H20ZM31 217H35V218H32L31 219ZM39 217H41V218H39ZM125 217V218H126ZM15 218H16V216H15ZM39 218V219H38ZM60 218V217H59ZM134 218H135V220H134ZM3 219H0V220H3ZM10 219V220H11ZM28 219H26V221L28 220ZM58 219V218H57ZM130 219V220H129ZM59 220V219H58ZM57 220V221H58ZM61 220V219H60ZM125 220V219H124ZM138 220V219H137ZM25 221V220H24ZM25 221V222H26ZM33 221V220H32ZM93 221V222H92ZM0 222H2V221H0ZM61 222V221H60ZM60 222H59V224H60ZM65 223H66V221H64ZM143 222V221H142ZM141 222V223H142ZM32 223V222H31ZM89 223H92V224H90V226H89V230H88V225H89ZM139 224L140 225V228H138V229H140V230H145V229H141V225L142 224ZM145 223V222H144ZM57 224V223H56ZM61 224H63V223H61ZM146 224V223H145ZM5 225V224H4ZM34 225V224H33ZM96 225V224H95ZM127 225H125V226H127ZM130 225V224H129ZM2 225H0V227H1ZM29 226V225H28ZM35 226V225H34ZM38 226V225H37ZM65 226V227H64ZM99 226V227H100ZM102 226V228H104ZM112 226V227H111ZM133 226V227H134ZM3 227V226H2ZM8 227V226H7ZM13 227V226H12ZM31 227H33V226H31ZM106 227H107V229H106ZM120 227V226H119ZM123 227V226H122ZM130 226H128L127 228H126V230H125V228L124 229H121L122 230V232L124 231V232H127V234H130V233H132V230H134V229H136L137 227H135V228H133L132 226V228L130 227ZM139 227V226H138ZM147 227V226H146ZM4 228V227H3ZM14 228H16V227H14ZM27 228V227H26ZM34 228V229H33ZM31 230H29V231H31V232H29V234L30 233H33L34 235H36V234H39L40 236H41V234L42 233H40L41 231H40V229L41 228H44V227H41L40 226V228L39 227H33ZM97 228V227H96ZM101 228V227H100ZM129 228V230H127ZM1 229V228H0ZM98 229V228H97ZM109 229V230H110ZM114 229V231L115 230H119V229H116V228H113ZM112 229V230H113ZM132 229V230H131ZM153 229V228H152ZM5 230L7 231V229L5 228ZM9 230V229H8ZM10 230H12V229H10ZM23 230H25V228L23 229ZM27 230V231H28ZM102 230H100V231H102ZM112 230H110L111 232H112ZM121 230H119V234L121 233L120 231ZM1 231H2V229L0 230V233H1ZM4 231V230H3ZM27 231L25 232V233H27ZM136 231H138V230H136ZM136 231H134L133 233H135ZM146 231V230H145ZM5 232V231H4ZM8 232V231H7ZM10 232V231H9ZM14 232H17V231H14ZM20 232V231H19ZM104 232V233H105ZM139 232V231H138ZM137 232V233H138ZM142 233H143V231H141ZM11 233V232H10ZM21 233H24V231L23 232H21ZM116 232H114V234H115ZM141 233V234H142ZM148 233H149V231H148ZM16 235H18V233H15ZM112 234V233H111ZM113 234V235H114ZM136 234V233H135ZM139 234L140 233H138V235L137 236H139ZM140 234V235H141ZM0 235H2V233L0 234ZM4 235H6V234H4ZM23 235V234H22ZM25 235V234H24ZM34 235H33V238H34ZM70 237H69V236ZM87 235V236H86ZM95 235V234H94ZM97 235V234H96ZM99 235V234H98ZM110 235V234H109ZM134 234H130V235H128V236H130L133 240H135V239H137L138 237H136L135 235V237L133 236ZM21 236V235H20ZM29 236V235H28ZM67 236H68V238H67ZM86 236V237H85ZM103 236V235H102ZM121 236V235H120ZM127 236V237H128ZM142 236V235H141ZM2 238H3V235L1 236ZM18 237H19V235H18ZM43 237V236H42ZM89 237H91V236H89ZM97 237H99V236H97ZM116 237V236H115ZM129 237V238H130ZM0 239V244H2L1 243V240H5V241H7L6 239ZM41 238V237H40ZM47 238V239H48ZM128 238V239H129ZM130 238V240H132ZM139 238L141 239V237L139 236ZM138 238V239H139ZM8 239V238H7ZM84 239H86L87 241L85 242V240ZM90 239V238H89ZM93 239H95V238H93ZM114 239V238H113ZM118 239V238H117ZM127 239V238H126ZM136 240L135 241V243L132 241V243H134L135 244V246L137 247V246H141V248H142V246H145L146 247V249H148L147 247H149V248H152V247H156V248H158L159 250H164V249H167L168 247L166 246V245H164V244H162V243H157V245H153V242H150V240H148V241H144L143 239H139V240ZM145 239H147V238H145ZM162 239V238H161ZM13 240V239H12ZM15 240V239H14ZM13 240V241H14ZM100 240V239H99ZM106 240H107V238H106ZM160 240V239H159ZM158 240V241H159ZM168 240V239H167ZM21 241V240H20ZM49 241V240H48ZM104 241H105V239H104ZM157 241V240H156ZM12 241H10L9 243H11ZM17 242H18V240H17ZM56 242V241H55ZM76 242V243H75ZM110 242V241H109ZM125 242V241H124ZM5 243V245H6V242H3V244ZM14 243V242H13ZM23 243H25V241H23ZM58 243V242H57ZM96 243H98V242H96ZM123 243V242H122ZM122 243H119L118 241H111V243H101L100 245H99V243H98V245H97V247L95 248L96 250H98V252H99V249H102V251H104V250H106V252H108V251H110L111 249L112 250H119V249H123V250H125L124 248V245L122 244ZM165 243V242H164ZM169 243V242H168ZM19 244V243H18ZM20 244H22V243H20ZM19 244V246H21ZM26 246H27V241H26ZM63 244H64V242H63ZM90 244H91V242H90ZM173 244V243H172ZM12 244H10V246H11ZM33 246H35V244H32ZM133 245V244H132ZM169 245V244H168ZM4 245H2V247H3ZM8 246V247H7ZM9 245H6V247H7V250H9V249H11L12 247L13 248H15L14 246H12L11 248H9L10 247ZM18 246V245H17ZM23 246H25L24 244H23ZM25 246V247H26ZM40 246V245H39ZM127 246V245H126ZM173 247H174V245H172ZM171 246V247H172ZM24 247V248H25ZM30 247H31V244H30ZM29 247V248H30ZM38 247V246H37ZM41 247V249H42V247L43 246H40ZM39 247V248H40ZM91 247V246H90ZM136 247H133V249L134 248H136ZM9 248V249H8ZM12 248V249H13ZM23 248V247H22ZM23 248V249H24ZM28 248V249H29ZM35 248H36V246H35ZM38 248V249H39ZM138 248V247H137ZM3 249H6V248H4L3 247ZM17 249V248H16ZM26 249V248H25ZM31 249H34V248H31ZM31 249H30V252H31ZM37 248H36V251L38 250ZM45 249H47V248H45ZM87 249H88V247H87ZM110 249V250H109ZM132 249V248H131ZM157 249V250H158ZM173 249V248H172ZM18 250H20V248L18 249ZM42 250H44V247H43V249ZM82 250H84V249H82ZM95 250V251H96ZM117 250V251H118ZM135 250V249H134ZM133 250V251H134ZM153 250V249H152ZM156 250V249H155ZM169 250H171V249H169ZM101 251V250H100ZM120 251V250H119ZM13 252H14V250H13ZM16 252V251H15ZM39 252V251H38ZM47 252V251H46ZM63 252V251H62ZM65 252V251H64ZM84 252H86V251H84ZM89 252H90V250H89ZM129 252V251H128ZM136 252V251H135ZM5 254H6V252H4ZM12 253V252H11ZM37 253V252H36ZM35 253V254H36ZM100 253V252H99ZM102 253V252H101ZM111 253V251L109 252V254ZM113 253V252H112ZM116 253V252H115ZM16 254V253H15ZM97 254V253H96ZM104 254H106L105 252H104ZM114 254V253H113ZM1 255H4V254H1ZM10 255V254H9ZM12 255V254H11ZM26 255V254H25ZM38 255V254H37ZM101 255V254H100ZM115 255V254H114ZM174 262H175V260H173ZM188 261H191V260H188ZM159 262H161V261H159ZM167 261H164V263L165 264H171V263H166ZM141 263V262H140ZM145 264H146V262H144ZM163 263V262H162ZM161 263V264H162ZM185 263V262H184ZM187 264L189 263V262H186ZM185 263V264H186ZM129 264V263H128ZM136 264V263H135ZM137 264H139V263H137ZM142 264H143V262H142ZM148 264V263H147ZM150 264V263H149ZM155 264V263H154ZM179 264V263H178ZM190 264V263H189ZM193 264V263H192Z\"/></svg>","mask_w":264,"mask_h":264}]
</instances>
